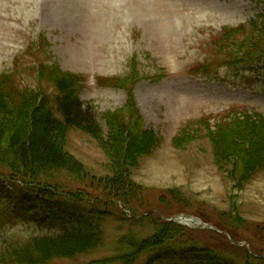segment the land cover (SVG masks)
<instances>
[{
	"label": "rangeland",
	"instance_id": "374dc122",
	"mask_svg": "<svg viewBox=\"0 0 264 264\" xmlns=\"http://www.w3.org/2000/svg\"><path fill=\"white\" fill-rule=\"evenodd\" d=\"M263 17L264 0H0V75L49 95L33 68L55 64L98 117L124 109L145 132L133 130L124 176L102 121L98 139L75 127L56 136L82 171L59 175L64 190L1 175L0 256L90 208L102 244L61 263L117 264L141 244L132 264L165 250L175 263L190 248L216 264H264V59L236 64L218 45L224 28ZM254 115L262 124L248 131L241 120ZM181 214L211 229L174 222Z\"/></svg>",
	"mask_w": 264,
	"mask_h": 264
},
{
	"label": "trees",
	"instance_id": "16d2710c",
	"mask_svg": "<svg viewBox=\"0 0 264 264\" xmlns=\"http://www.w3.org/2000/svg\"><path fill=\"white\" fill-rule=\"evenodd\" d=\"M218 38L220 47L229 46L226 55L231 57V62L244 65L264 59V17L250 21L246 27L224 28ZM33 69L34 72L38 71V80L50 88L51 94L48 95L40 87H20L14 79L16 72L11 73L12 77L0 75V176L15 179L19 184L35 183L47 189L52 187L57 192L64 190L69 183L65 185L62 182L63 186H60L57 179L62 174L80 179L82 171L78 163L61 148L56 136L68 127H75L98 139L102 133L101 121L107 126V143L102 147L111 156L112 169L124 176L126 167L131 165L126 153L137 139L133 130L145 134L141 128H137L133 116L129 117L131 112L127 114L122 109L98 117L91 105L85 104L76 95L74 77L60 72L55 64H40ZM241 121L250 127L248 131L262 124L257 115ZM95 212L90 208L84 210L83 219L72 218L69 226L57 234L34 236L10 244L15 248L0 256V264H48L51 261L63 264L60 261L89 255L103 242L101 230L92 219ZM140 248L141 244H129V251L118 257L117 264H132L134 261L128 259H132V256L136 258ZM194 249L197 248L181 252L175 263L172 260L175 257H171L174 253L165 250V255L158 251L144 264H161L160 260L164 264H216L214 255L204 257L195 253Z\"/></svg>",
	"mask_w": 264,
	"mask_h": 264
},
{
	"label": "clouds",
	"instance_id": "9594fccd",
	"mask_svg": "<svg viewBox=\"0 0 264 264\" xmlns=\"http://www.w3.org/2000/svg\"><path fill=\"white\" fill-rule=\"evenodd\" d=\"M11 231H13V232H19V234L21 235V236H23V238H25V239H27L28 238V236H29V232H26V231H23L22 229H19V226H18V228H14V229H12Z\"/></svg>",
	"mask_w": 264,
	"mask_h": 264
},
{
	"label": "bare ground",
	"instance_id": "6f19581e",
	"mask_svg": "<svg viewBox=\"0 0 264 264\" xmlns=\"http://www.w3.org/2000/svg\"><path fill=\"white\" fill-rule=\"evenodd\" d=\"M78 2H80V5L82 6L83 5V1H86V0H77ZM74 10V9H73ZM77 12V11H76Z\"/></svg>",
	"mask_w": 264,
	"mask_h": 264
}]
</instances>
